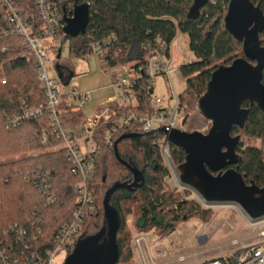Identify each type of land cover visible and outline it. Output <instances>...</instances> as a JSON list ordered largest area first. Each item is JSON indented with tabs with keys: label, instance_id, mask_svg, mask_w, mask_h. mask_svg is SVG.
Wrapping results in <instances>:
<instances>
[{
	"label": "trees",
	"instance_id": "trees-1",
	"mask_svg": "<svg viewBox=\"0 0 264 264\" xmlns=\"http://www.w3.org/2000/svg\"><path fill=\"white\" fill-rule=\"evenodd\" d=\"M12 1L24 14L37 12L36 0ZM51 1L58 5L63 16L68 17L78 6L89 8L86 33L71 38L62 30L58 35L56 60L62 65L61 72L69 79L75 77L71 62L92 56V42L112 41L103 57V69L121 68L135 62L134 69H137L146 68L147 59L154 52L170 58L173 42L180 33L186 34L195 60L180 66L187 85L178 96L183 124L188 121L189 111L198 107L212 74L220 66L218 64L229 66L235 59L245 57L243 45L234 40L224 26L229 0H210L198 20L188 18L194 0ZM250 1L259 5L264 13V0ZM8 14L6 5L0 0V157L15 153L29 156L0 167V264H7L6 260L9 263L11 260H30L53 250L58 230L69 223L78 208L75 185L79 181V177L71 172L66 151L53 150L61 142L51 133L52 122L47 116L10 125V119L22 111L46 105V96L40 87L36 61L30 56L24 39L9 32ZM259 38L264 47V32ZM65 46H69V58L62 59ZM163 47L166 50L162 51ZM4 77L6 85L2 84ZM153 84L147 76L134 84L135 104L131 111L136 115H151ZM242 107L250 110L249 119L243 129L234 128L232 136L242 133L249 141L264 142V112L256 103L246 102ZM58 109L63 127L74 137L73 131L86 121L82 109L69 107L66 101H62ZM122 115L120 112L119 117L102 121L92 132L100 146L95 159V177L90 183L93 210L86 215L76 243L96 237L106 228L103 200L110 187L117 183H133L134 174L115 154V144L124 135H133L119 141L116 148L119 158L143 173L144 179L137 188H121L111 196L110 202L120 218L117 264L122 260L127 262L132 255L131 233L126 222L131 206H135L140 215L137 228L143 232L156 228L172 234L183 221L210 215L167 190L165 179L169 172L157 143L158 132L143 134L137 130L138 123L132 124L113 136V146L106 145L105 137ZM240 141L236 150L239 163L234 169L242 174L247 184L264 188L263 149L254 144L246 146L242 136ZM170 154L179 169L186 161L185 151L171 144ZM53 197L54 203L51 202ZM141 220L143 226H139ZM74 250L69 251L68 257Z\"/></svg>",
	"mask_w": 264,
	"mask_h": 264
},
{
	"label": "water",
	"instance_id": "water-1",
	"mask_svg": "<svg viewBox=\"0 0 264 264\" xmlns=\"http://www.w3.org/2000/svg\"><path fill=\"white\" fill-rule=\"evenodd\" d=\"M209 2L194 0L188 18L198 20ZM227 12L224 26L233 39L243 45L245 57L216 68L206 93L198 102V111L211 122L209 131L203 134L163 129L160 133L167 136L168 143L186 153V161L178 169L183 186L192 188L208 206L235 204L241 207L255 223L264 219V188L247 184L242 174L230 167L239 163L236 150L241 142V136L233 137L232 131L238 127L243 129L251 113L243 104L256 103L264 112V47L259 38L264 32V13L250 0H229ZM73 17L67 21L65 32L77 38L86 33L89 8L76 7ZM132 137L124 135L119 141ZM116 147V158L134 174V181L131 185L117 183L110 187L103 200L106 228L96 237L81 240L64 264H117L119 261L120 218L110 202L111 196L121 188H137L144 177L119 158ZM139 226H143V220Z\"/></svg>",
	"mask_w": 264,
	"mask_h": 264
},
{
	"label": "built area",
	"instance_id": "built-area-1",
	"mask_svg": "<svg viewBox=\"0 0 264 264\" xmlns=\"http://www.w3.org/2000/svg\"><path fill=\"white\" fill-rule=\"evenodd\" d=\"M6 5L9 14L7 16L9 32L21 36L25 41V46L29 49L30 56L36 61L40 87L45 92L46 105L36 108L26 109L22 113L13 116L10 119L11 126H17L25 121L36 120V118L47 116L52 122L51 133L59 140L60 146H55L53 150H65L68 160L71 162V172L79 177V181L75 185L78 208L72 214V219L58 230L55 238L53 250L45 252L44 255L32 257L30 260H11L7 264H64L68 258L69 251L74 250L77 238L81 233L85 217L93 210V193L90 189V183L95 177L96 157L100 152V146L93 139L92 132L99 126L102 121H108L111 118L119 117L118 114L123 113L118 119L116 125L105 137L106 145L113 146L112 138L114 135L130 127L132 124H139L137 130L143 134L158 132L160 138L157 143L161 147L162 157L166 160L170 156V143L167 142V136L160 133V130L167 129L184 130L183 117L181 114L180 100L176 93L175 86L172 83L173 73L181 74L180 64L176 63L173 57L171 46L170 58L164 54L154 52L149 55L146 68H132L121 66L117 69L112 87L115 88L116 94L108 104L101 107L96 113L94 119H86L85 128L89 132L88 139L85 142V148L78 146L75 142V136L70 130L63 127L61 118L59 117V106L62 101H66L67 95H63L60 81L51 78V71L57 63L52 60L51 52L59 47L58 35L60 31L65 32L67 23L65 21L73 19L62 15L58 5L51 0H36L37 12L24 14L16 7L12 0H1ZM67 17V18H66ZM68 19V20H69ZM66 33V32H65ZM111 40L104 42H92V56L100 60L103 66V57L109 51ZM174 44V43H173ZM166 50L163 47L162 51ZM90 56V57H92ZM89 57V58H90ZM88 58V59H89ZM87 60V59H84ZM188 61L186 64H191ZM166 75L172 86L171 101L154 97L151 99V115L140 116L131 111V107L135 104L133 95V86L137 80L147 76L153 83L158 76ZM6 85V78L2 81ZM70 95L78 102H87L91 100L90 93H81L73 90ZM69 107H73V103H68ZM45 137L43 142H45ZM54 197L51 202L54 203ZM264 220V219H263ZM262 220H260L261 222ZM257 222H253L255 225ZM264 222V221H263ZM144 238L138 239L136 242L141 246ZM3 256V255H2ZM62 258L60 259V257ZM144 259V258H143ZM3 260V257H2ZM183 261V259H181ZM145 261V259H144ZM144 264H148L146 261ZM196 264H264V229L261 230L252 243L243 244L241 248L234 250L220 258H213L209 261L199 262Z\"/></svg>",
	"mask_w": 264,
	"mask_h": 264
},
{
	"label": "rangeland",
	"instance_id": "rangeland-1",
	"mask_svg": "<svg viewBox=\"0 0 264 264\" xmlns=\"http://www.w3.org/2000/svg\"><path fill=\"white\" fill-rule=\"evenodd\" d=\"M173 43L172 51L176 63L184 65L189 60H195V56L190 52V42L186 34L180 33ZM51 58L57 62L55 51L54 53L53 51L51 52ZM63 58H69V46L64 47L62 52ZM99 63V59L92 58L91 73L89 75L87 74L89 72L87 63L83 59L72 61L71 64L74 67V74L76 75L73 79H69L68 77H64L63 80L61 79V75L58 73L62 68L60 63H57V66L49 71L51 78L60 81L63 95L70 93L72 91L71 88L93 92L91 102L79 103L83 116L86 119H94V116L98 113V109H101L106 104V99L104 98L108 94L112 97L115 96V91L111 89V86L114 82L115 75L118 74L117 69H103ZM135 63L126 66L132 68ZM221 64L219 63L218 66H221ZM104 75H108L111 78L110 86L108 87L110 89H107L104 83L102 84L104 79H106ZM172 83L175 86L177 95L186 90V80L182 74L173 73ZM103 85V88L106 89L100 90L99 86ZM153 86L154 97L167 100V103L171 101L172 86L166 75L158 76ZM189 114L187 123L183 124V131L188 133L199 131L206 134L210 129L211 122H208L200 114L197 105L189 111ZM82 123L73 132H75L76 144L85 148L84 145L88 139L89 132L84 127L85 122ZM240 134L246 146L254 144L264 151L263 141L255 139L249 141L242 133ZM27 156H29L27 153H15L0 157V167L7 166L9 163L26 158ZM164 165L169 172V175L165 179L167 190L179 195L180 200L198 206L200 211L205 210L210 212V215H200L199 218L183 221L172 234L162 232L156 228L143 232L137 228L140 215L135 209V206H131L132 211L127 215L126 222L127 229L131 233L129 245L132 255H130V260H127V262L122 260L120 264H144L146 261L148 264H196L205 262L209 261L213 256L225 255L229 251L241 248L243 244L254 242L255 236L264 229V220L253 225V221L241 207L235 204L208 206L204 199L192 188L183 186L180 182V172L171 154L166 160L164 159ZM141 237L144 238V241H141V246H139L136 241L141 239Z\"/></svg>",
	"mask_w": 264,
	"mask_h": 264
},
{
	"label": "crops",
	"instance_id": "crops-1",
	"mask_svg": "<svg viewBox=\"0 0 264 264\" xmlns=\"http://www.w3.org/2000/svg\"><path fill=\"white\" fill-rule=\"evenodd\" d=\"M180 35V34H179ZM92 58H94V56H92V57H90L89 59H87V60H84L86 63H87V68H88V73L87 74H89V73H91V64H92ZM96 58V57H95ZM97 59V58H96ZM99 62H100V60H99ZM57 63V62H56ZM101 64V62L99 63V65ZM102 66V65H101ZM56 67V66H55ZM54 67V68H55ZM59 70V69H58ZM58 73L61 75V79L63 80L64 79V77H66L62 72H61V69L58 71ZM75 73V72H74ZM90 75V74H89ZM75 77H76V75H75ZM104 77L106 78V79H104V81L102 82V84L104 83L105 85H106V88L107 89H110V88H108L109 86H110V80H111V78H110V76H105L104 75ZM71 79H73V78H71ZM65 82V81H64ZM104 87V85L103 86H99V89L101 90V89H106V88H103ZM72 89V91L70 92V93H72L73 92V90H77V91H80V90H78V89H76V88H71ZM111 89L112 90H114L115 91V88H113L112 86H111ZM81 93H90L91 94V100H89V101H87V102H85V103H89V102H91L92 101V99H93V92L92 91H83V90H81L80 91ZM70 93H67V94H64V95H67V97H66V101L68 102V103H73V105L75 106V107H78V108H81V105L80 104H83V103H80V101L78 102L75 98L73 99L72 98V96L70 95ZM115 94H116V91H115ZM112 98H114V97H112L111 95H107V97L106 98H104V99H106V104H108V102L112 99ZM80 103V104H79ZM106 104H104V105H106ZM103 105V106H104ZM100 110V108L98 109V111ZM97 111V112H98ZM232 251H234V250H232ZM232 251H229L228 253H230V252H232ZM227 253V254H228ZM227 254H225V255H227ZM224 256V254H222V255H220V256H213V258H220V257H223ZM213 258H211V259H213Z\"/></svg>",
	"mask_w": 264,
	"mask_h": 264
},
{
	"label": "flooded vegetation",
	"instance_id": "flooded-vegetation-1",
	"mask_svg": "<svg viewBox=\"0 0 264 264\" xmlns=\"http://www.w3.org/2000/svg\"><path fill=\"white\" fill-rule=\"evenodd\" d=\"M230 168H233L234 169V166L233 167H230ZM185 221H187V220H185Z\"/></svg>",
	"mask_w": 264,
	"mask_h": 264
}]
</instances>
